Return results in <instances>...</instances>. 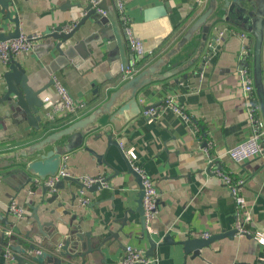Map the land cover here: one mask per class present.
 Masks as SVG:
<instances>
[{"label":"crops","instance_id":"0c3cea01","mask_svg":"<svg viewBox=\"0 0 264 264\" xmlns=\"http://www.w3.org/2000/svg\"><path fill=\"white\" fill-rule=\"evenodd\" d=\"M125 1L136 33L143 39L146 50L152 51L142 67L167 49L209 2ZM104 2L107 13L98 12V15L111 14L124 30L115 0ZM88 4L90 0H11L10 8L12 16L19 17L21 32L32 34L44 33L47 28L60 24L69 30L87 13ZM164 6L167 9L164 15L146 18V9ZM14 28V22H7L8 31ZM98 29V23L88 18L75 33L72 42L80 43L74 61L63 63L54 50L35 46L14 56L26 68L31 84L43 88L40 97L44 105L39 112L42 127L35 129L25 120H1L0 151L28 144L47 129L63 127L87 114L107 97V87L112 89L122 83V74L112 73L106 58L107 43L99 38ZM220 29L224 31L222 39ZM241 32L247 34L253 52L252 31L234 21L218 20L211 27L201 54L196 53L198 42L194 40L176 60L177 65L170 68L173 69L170 76L141 89L138 100L143 110L140 115L121 129L110 123L81 138H68L73 146L63 154L65 161L62 162L67 165L70 176L79 180L84 175H103L106 181L102 186L90 188L82 186L81 181L65 180L61 188L46 190L44 181L49 176L43 180L38 176L24 178L13 174L12 167H0V235L4 226L12 227L14 236L20 239L16 244L32 243L36 249H48L53 257L58 255V241L64 243L70 237L69 250L83 251L85 256H64L62 264H121L128 244L147 255L150 238L159 243L167 235L181 241L204 237L206 232L214 235L233 231L236 230L237 203L229 186L214 171L221 168L246 180L242 190L246 199L243 211L244 216H251L245 225L252 233L236 231L231 236L216 238L195 257L192 253L187 255L179 243L156 245L152 255L155 264H260L264 246L253 234L264 233V159L254 156L235 162L228 154L230 147L252 134L240 69L247 65L254 76V61L253 53L247 61L242 57L244 39L238 34ZM45 41L41 37L35 45L44 46ZM127 44L131 62L134 52L128 41ZM189 49L194 53L187 55ZM117 51L120 55L118 45ZM7 69V64L0 61V95L6 89L4 72ZM54 74L77 102L85 103L71 119L56 121L47 117L51 105L59 101L58 91L54 83H50ZM169 95L190 115V121L166 106L165 99ZM254 95L264 120L256 85ZM152 104L161 108L150 119L143 111ZM0 111L3 113L2 106ZM119 140L137 151V162L157 187L158 210L150 229H143L141 214L136 211L141 182L139 176L129 170V160ZM84 196L89 197V202L82 203ZM12 200L24 207L25 217L18 219L9 211ZM52 256L44 263L33 264H53Z\"/></svg>","mask_w":264,"mask_h":264},{"label":"water","instance_id":"95a60500","mask_svg":"<svg viewBox=\"0 0 264 264\" xmlns=\"http://www.w3.org/2000/svg\"><path fill=\"white\" fill-rule=\"evenodd\" d=\"M10 7L11 0H0V40L17 38L21 34L19 17L12 16ZM99 7L106 8L104 0L99 4ZM87 10V13L70 30H65L62 24L47 28L43 33V37L46 39L45 45L37 44L35 47H40V49L47 48L49 51L54 50V52H57L58 58L63 60V63H67L70 60L74 61L80 42H72L73 37L87 19L92 18L99 25V38L107 43L106 58L111 64L112 73L122 74L130 65L127 56L128 44L125 31L121 29L120 24H117L118 22L116 23L111 14L98 15L97 8L93 7L91 3L88 4ZM166 12L165 6L150 7L146 9V18L158 17ZM221 19L234 21L254 34L255 43L252 53L255 85L264 113V0H209L206 8L167 49L115 88L109 89L110 87H107V97L90 112L72 120L63 127L47 129L28 144L0 151V167H12L11 172L13 174L24 178L38 176L43 180L48 176L55 175L61 166L63 154L73 146L69 144L68 138H81L100 126L110 123L116 129H121L125 123L140 115L143 110L138 100L141 89L154 81L170 76L173 73V69L170 68L177 65L178 61L176 60L186 48L187 50L190 48L189 46L194 43V40L198 42V51L196 53L201 54L206 45L211 27ZM7 22L15 23L14 30L8 31L6 29ZM117 45L120 55L117 51ZM210 48L212 49L213 46L211 45ZM190 53L192 54L194 51L189 49L187 55ZM7 66L8 69L4 72L6 89L4 88V93L0 95V106L3 107V113H0V121L5 118H12L13 121L17 120L16 122L25 120L35 129H41L39 112L44 105V100L40 97L43 88H35L31 84L26 68L22 63L16 61L14 57L11 58ZM50 83H54V80L52 79ZM157 106L158 104H152L145 106L144 109ZM153 117L151 116L150 119ZM43 128L45 130V127ZM128 167L130 171L139 176L141 182V193L136 211L141 214L142 226L145 230L147 225L143 206L144 186L142 177L133 168L130 161H128ZM65 180L80 181V179L66 175L57 181L53 188H61V184ZM79 183L84 186L82 182ZM44 186L46 190L52 189L48 185L44 184ZM100 186H102V182H96L90 188H98ZM35 217L38 218L37 213ZM235 232L236 230L225 231L209 237H194L181 241H175L171 235H167L159 243L150 238L151 247L147 255L152 256L154 254L156 245L179 243L183 245L187 255L192 253L193 257L199 256L204 246H208L216 238L225 235L231 236ZM114 235L116 236L117 234ZM3 238L4 233L0 235V255ZM70 241V237H67L64 243H62V240L58 241L59 243L56 244L58 255L56 257H53V254L48 249L43 250L40 254L31 253V251L36 249V246L32 243L27 246L14 243L12 245L14 258L19 264H33V262L44 263L49 256H52L53 264H62L64 256L82 255L84 257L85 253L83 251L72 252L69 250Z\"/></svg>","mask_w":264,"mask_h":264},{"label":"built area","instance_id":"2783aa9c","mask_svg":"<svg viewBox=\"0 0 264 264\" xmlns=\"http://www.w3.org/2000/svg\"><path fill=\"white\" fill-rule=\"evenodd\" d=\"M103 0H90V3L93 7L97 8L98 12L106 14V9L99 7V4ZM117 11L120 15L121 20L124 24V31L128 40V43L131 49L134 52L133 60L130 62V65L122 73V81L128 77L135 74L142 67L143 61L146 57L152 55V51H147L144 45L143 39L136 33L133 23L129 14L127 13L126 1L125 0H115ZM74 26V25H73ZM70 26V29L73 28ZM69 28V27H67ZM69 29V30H70ZM219 38H224V31L219 30ZM243 39L242 47V57L244 61H247L249 56L252 54L251 45L247 39V34L245 32L238 33ZM43 37V33L35 32L32 34L22 33L17 38L0 40V61L4 64H8L12 57L15 55L30 51L34 48L36 42ZM242 75V89L248 101V112L250 115L251 121V136L238 144L230 147L228 149L229 157L235 162H243L254 156H260L264 159V120L259 114V105L256 101L254 95L255 84L254 76L249 66L242 65L241 69ZM54 85L59 94V101L52 104L50 109L47 112V117L50 120H56L58 118H69L71 119L78 111L85 106L83 102H77L75 98L71 95L68 88L61 81L58 75L54 74L53 78ZM167 107L174 109L175 111L181 113L184 118L188 121L191 120V117L186 113L181 106L177 104L175 99L172 96H168L165 99ZM161 107H151L149 109H144L143 115L146 117H153ZM152 119V118H151ZM119 145L126 154V156L132 162L134 169L141 175L142 183L144 186V196H143V206H144V215L146 219L147 228H151V224L155 220L158 210V190L150 175L140 165L138 160V153L134 148H127L125 143L122 140H119ZM65 161V156H62V161ZM61 161V166L58 172L55 175L49 176L44 184L52 187L54 184L63 178L66 175H70L67 165ZM215 173L229 186L233 197L237 203L236 211V221L235 227L236 231L240 234H250L252 233L245 225V222L249 221L251 216L247 214L244 216V208L246 206V199L242 193L246 185L245 178L235 177L229 170L216 168L214 169ZM105 176H92L84 175L80 178V181L84 186L89 187L96 182H104ZM89 202V197L84 196L82 198V203ZM9 211L13 212L18 219L25 217L26 210L24 207L17 204L15 200H12L9 204ZM4 237L7 238L2 243V258L0 264H19L14 258V250L12 245L15 243V230L12 227L4 226L3 229ZM204 237H209L210 233H204ZM253 237L264 246V233L262 231H256L253 234ZM43 249L37 248L31 253L40 254ZM155 257L148 256L146 253L131 244H128L125 249V254L122 258L121 264H153L155 262ZM264 264V256L261 258V263Z\"/></svg>","mask_w":264,"mask_h":264},{"label":"trees","instance_id":"16d2710c","mask_svg":"<svg viewBox=\"0 0 264 264\" xmlns=\"http://www.w3.org/2000/svg\"><path fill=\"white\" fill-rule=\"evenodd\" d=\"M62 119H63V118H58L56 121H60V120H62ZM65 119H69V118H65ZM14 238H15V244H16V242L20 241V239H19L18 237H15V236H14ZM6 239H7V238L4 237L2 240L5 241ZM16 240H18V241H16Z\"/></svg>","mask_w":264,"mask_h":264},{"label":"bare ground","instance_id":"6f19581e","mask_svg":"<svg viewBox=\"0 0 264 264\" xmlns=\"http://www.w3.org/2000/svg\"><path fill=\"white\" fill-rule=\"evenodd\" d=\"M128 41V40H127ZM128 158V157H127ZM129 159V158H128ZM129 161H130V159H129ZM130 163H131V165H132V162L130 161ZM133 166V165H132ZM134 168V167H133ZM106 180L104 179V182H105ZM102 184H104V183H102Z\"/></svg>","mask_w":264,"mask_h":264}]
</instances>
